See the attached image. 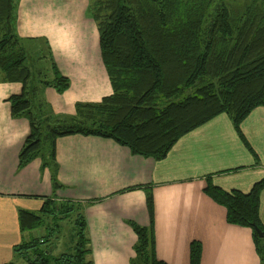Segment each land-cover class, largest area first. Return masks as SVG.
<instances>
[{
	"label": "trees",
	"instance_id": "16d2710c",
	"mask_svg": "<svg viewBox=\"0 0 264 264\" xmlns=\"http://www.w3.org/2000/svg\"><path fill=\"white\" fill-rule=\"evenodd\" d=\"M15 7V0H0V82L23 85L22 93L9 99L12 116L30 123L20 168L41 158L52 171L54 189L62 187L56 175L58 137L110 138L135 155L160 161L182 136L217 115L228 114L240 133L242 121L264 107V0H250L238 13L215 0H91L113 93L100 102L77 103L73 116L55 115L47 105L44 89L62 94L70 80L49 51L19 37ZM263 187L264 179L249 192L226 191L211 182L205 188L227 209L230 223L255 230L259 252ZM148 206L151 210L150 196ZM59 219L73 233L74 249L52 260L51 236L59 225L51 221ZM20 221L25 231H44L15 248L20 256L33 253L28 264H94L82 204L46 200L38 213L21 210ZM130 224L137 235L130 264H167L155 253L153 231ZM201 255V244L193 242L190 264H201Z\"/></svg>",
	"mask_w": 264,
	"mask_h": 264
},
{
	"label": "crops",
	"instance_id": "0c3cea01",
	"mask_svg": "<svg viewBox=\"0 0 264 264\" xmlns=\"http://www.w3.org/2000/svg\"><path fill=\"white\" fill-rule=\"evenodd\" d=\"M15 4L19 37L49 51L70 80L62 94L44 89L55 115L73 116L77 103L100 102L113 93L91 0ZM22 90V83L0 82V264H17L15 248L32 241L31 232L22 229L20 211L38 213L46 200L83 205L94 264L131 263L137 243L131 222L153 231L155 253L167 264H190L195 241L201 244V264H264L255 230L230 223L227 209L205 192L209 182L249 192L264 179V107L242 121L240 133L228 114L217 115L182 136L160 161L135 155L110 138L58 137L56 175L62 187L54 189L52 171L41 158L20 168L30 123L12 116L9 99ZM259 216L264 223V187Z\"/></svg>",
	"mask_w": 264,
	"mask_h": 264
},
{
	"label": "rangeland",
	"instance_id": "374dc122",
	"mask_svg": "<svg viewBox=\"0 0 264 264\" xmlns=\"http://www.w3.org/2000/svg\"><path fill=\"white\" fill-rule=\"evenodd\" d=\"M217 2L224 3L228 8L233 10V12L238 13L240 11H243L244 7L249 3L250 0H215ZM29 46V45H28ZM33 47V46H32ZM59 225V232L55 233L51 236V259H56L64 254L69 255L72 253L74 249V241H73V233L69 231V226L66 223L65 220L59 219L55 221H51V226L55 227L54 225ZM42 231V230H41ZM40 229H34L31 230L32 234V240L36 239L38 235L41 234ZM261 245L264 250V237L261 238ZM41 245L39 244V247ZM42 247V246H41ZM23 256H20L18 261H16L17 264H28L26 257L28 258H34L33 253L30 251L27 253V251H24ZM264 254V252H263Z\"/></svg>",
	"mask_w": 264,
	"mask_h": 264
},
{
	"label": "water",
	"instance_id": "95a60500",
	"mask_svg": "<svg viewBox=\"0 0 264 264\" xmlns=\"http://www.w3.org/2000/svg\"><path fill=\"white\" fill-rule=\"evenodd\" d=\"M257 233L259 234L260 238L264 237V233L262 232L261 229H259L258 227L256 228Z\"/></svg>",
	"mask_w": 264,
	"mask_h": 264
}]
</instances>
